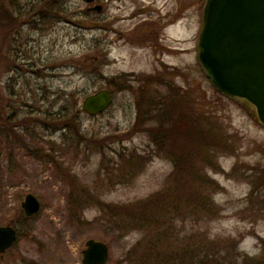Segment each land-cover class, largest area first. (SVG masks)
<instances>
[{"label":"rangeland","instance_id":"rangeland-1","mask_svg":"<svg viewBox=\"0 0 264 264\" xmlns=\"http://www.w3.org/2000/svg\"><path fill=\"white\" fill-rule=\"evenodd\" d=\"M12 2L22 12L0 24V225L21 231L0 264H82L89 238L109 245L105 264H264V125L198 62L203 0L0 5ZM149 17L164 64L137 33ZM160 69L167 81L149 88L203 117L193 142L152 137L142 92ZM105 88L110 106L83 111ZM30 192L42 207L27 218Z\"/></svg>","mask_w":264,"mask_h":264},{"label":"water","instance_id":"water-1","mask_svg":"<svg viewBox=\"0 0 264 264\" xmlns=\"http://www.w3.org/2000/svg\"><path fill=\"white\" fill-rule=\"evenodd\" d=\"M197 56L214 87L241 102L264 125V0H204ZM111 102V90L101 89L85 97L83 110L94 115ZM22 205L27 215L41 207L34 193H28ZM15 238L13 227L0 226V252ZM82 253L83 264H105L110 248L89 238Z\"/></svg>","mask_w":264,"mask_h":264},{"label":"trees","instance_id":"trees-1","mask_svg":"<svg viewBox=\"0 0 264 264\" xmlns=\"http://www.w3.org/2000/svg\"><path fill=\"white\" fill-rule=\"evenodd\" d=\"M46 2L48 3V1ZM47 3L45 4L46 7ZM11 6L13 7L10 9L8 6L6 7L2 4L0 5V24L2 21L1 18H4L5 24L6 20L15 19V14L11 11H18L21 9L20 6L15 4V2H12ZM49 8L55 9L56 7L51 4ZM11 25L12 22L10 23L9 27H11ZM142 96L143 100H145L146 96ZM153 99L154 100H150L149 103L151 106L156 107L154 109V119H156L157 124L153 128L151 127V129L156 130L155 133H152V137L154 141L158 143V145H161L163 142L165 143V138L167 137H170L171 140H176V137L180 136V132H184L185 134L189 135L191 137V141L195 140L194 138L197 137L198 134L200 136L204 134L202 133L204 131L201 127V124L204 123L202 121L203 117L198 111L194 110L193 103L191 104L187 101L185 104L186 100L183 101L182 97L180 100H177L175 96L169 99V96L167 95H163L159 100L156 98ZM171 109L173 110L171 111ZM145 119L146 118H144V120ZM144 120L139 118L138 124H140L142 121L144 122ZM127 220L132 223L133 218Z\"/></svg>","mask_w":264,"mask_h":264},{"label":"flooded vegetation","instance_id":"flooded-vegetation-1","mask_svg":"<svg viewBox=\"0 0 264 264\" xmlns=\"http://www.w3.org/2000/svg\"><path fill=\"white\" fill-rule=\"evenodd\" d=\"M95 1L96 0H93L91 2H88V3H90L89 6H88V10H98V11L103 10L104 9V6L102 4H100V3H95ZM179 12H180V9L179 8L176 9V13L179 14ZM150 18L151 17H149V19H146V18L144 19V21H143L144 24L141 25V28H140V30L137 33H139V35L142 36L143 39H145V40L148 41L149 49L151 51H153L156 56H159L160 57L159 60H160L161 64H164L163 63V60L164 59L162 58L164 43H163V41H161V39H162V37H161L162 32H160L161 28H163V27L159 25V23L156 21V19H151L150 20ZM1 20H2L1 21V25H5L4 18H1ZM144 78H145V81H146V85L144 86L145 92L143 91L142 92V95H145L146 96V99L145 100L148 101V102L150 100L153 101L154 100L153 98H156V99L159 100L160 97L163 96V95H160L159 94V92H160L159 88L158 87L157 88H155V87H150L149 88V86L151 85L150 83H151V81H153V79H155L156 82L158 84H160V85L162 83H164V81H167L164 78L163 69L157 70L155 72V74H147ZM154 94H155V96H154ZM187 101L192 104L191 99L188 98V97H187ZM149 108L154 111V109L156 107L150 106ZM21 207H22L23 215L25 217L30 218V217H32V216L35 215V214H33V215H27L26 214V211H25V209H24V207L22 205V203H21ZM0 226H11L16 231V238L14 239V241L12 242V244L10 246H8L4 251H1L0 252V257L3 258L4 255H5V253L11 247H13V245L17 241L18 236H19L21 230L19 229V224H17L14 220L13 221H10V222H7L5 224H1Z\"/></svg>","mask_w":264,"mask_h":264}]
</instances>
